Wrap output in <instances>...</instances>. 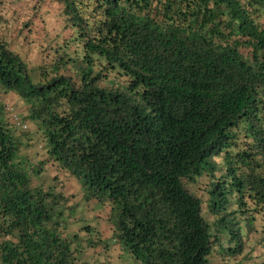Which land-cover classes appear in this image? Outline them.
<instances>
[{
	"label": "trees",
	"instance_id": "obj_1",
	"mask_svg": "<svg viewBox=\"0 0 264 264\" xmlns=\"http://www.w3.org/2000/svg\"><path fill=\"white\" fill-rule=\"evenodd\" d=\"M46 1L71 35L38 66L0 39V90L45 141L30 163L0 101V264H93L109 240L125 264H264V0ZM48 163L107 209V238Z\"/></svg>",
	"mask_w": 264,
	"mask_h": 264
},
{
	"label": "rangeland",
	"instance_id": "obj_2",
	"mask_svg": "<svg viewBox=\"0 0 264 264\" xmlns=\"http://www.w3.org/2000/svg\"><path fill=\"white\" fill-rule=\"evenodd\" d=\"M41 0H0V39L9 43H14L23 62L31 69L40 63L38 50L48 47L56 36L63 34L69 38L70 30H65V21L59 14V7L51 2H40ZM25 25H27L25 27ZM71 45V44H70ZM73 49V48H71ZM0 101L4 102L8 116L14 119L18 116L22 119L26 116L28 106L15 94H5L0 90ZM11 108V109H10ZM10 109V110H9ZM36 126L29 125L28 131L32 132V142L36 146L34 151H30V163L36 164L43 160L45 151V141L36 132ZM58 177L59 188L67 194L73 195L71 202H80V209L76 216L81 224L89 223L95 228V235L101 232L102 236H109L108 228H111L107 220L108 211L98 203H87L84 201V191L80 183L59 170L56 165L48 163L46 171L41 180L47 185H55L53 178ZM82 209V210H81ZM79 226V225H78ZM109 248L102 250L98 255L89 256L87 261L93 264L110 263L125 264L124 252L118 243L109 240ZM254 243H249V249L254 248ZM260 246L257 247V253H262ZM219 258L211 257L210 264H230L219 262ZM134 264V263H130Z\"/></svg>",
	"mask_w": 264,
	"mask_h": 264
},
{
	"label": "built area",
	"instance_id": "obj_3",
	"mask_svg": "<svg viewBox=\"0 0 264 264\" xmlns=\"http://www.w3.org/2000/svg\"><path fill=\"white\" fill-rule=\"evenodd\" d=\"M10 109H11V108H10ZM14 121L17 122V124H18L19 126H21L22 128H24V129H28V126H27V125H21V122H20V119H19L18 116H15V117H14Z\"/></svg>",
	"mask_w": 264,
	"mask_h": 264
}]
</instances>
